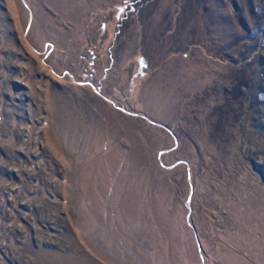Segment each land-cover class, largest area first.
<instances>
[{"label": "rangeland", "instance_id": "374dc122", "mask_svg": "<svg viewBox=\"0 0 264 264\" xmlns=\"http://www.w3.org/2000/svg\"><path fill=\"white\" fill-rule=\"evenodd\" d=\"M0 264H264V0H0Z\"/></svg>", "mask_w": 264, "mask_h": 264}]
</instances>
